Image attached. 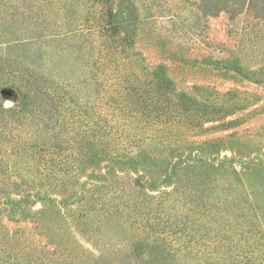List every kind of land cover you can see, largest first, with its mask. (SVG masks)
<instances>
[{
  "label": "trees",
  "instance_id": "16d2710c",
  "mask_svg": "<svg viewBox=\"0 0 264 264\" xmlns=\"http://www.w3.org/2000/svg\"><path fill=\"white\" fill-rule=\"evenodd\" d=\"M201 2L212 16L249 9L264 16V0ZM113 17L109 10L103 33L94 34L114 40ZM14 38L0 34V62ZM125 55L114 44L100 46L110 74L96 110L66 108L74 100L37 77L36 94L0 111V264H128L137 250L151 254L143 234L155 223L179 228L190 219L211 227L218 244L229 234L238 240L239 256L226 264H264V162L233 169L235 178L226 165L225 181V161L193 158L200 146L184 133L196 126H154L179 115L172 84L162 71L140 78Z\"/></svg>",
  "mask_w": 264,
  "mask_h": 264
},
{
  "label": "rangeland",
  "instance_id": "374dc122",
  "mask_svg": "<svg viewBox=\"0 0 264 264\" xmlns=\"http://www.w3.org/2000/svg\"><path fill=\"white\" fill-rule=\"evenodd\" d=\"M201 5V0H110L109 5L102 0H0V34L17 40L4 44L0 111L13 109L24 94H36L37 77L48 78L56 93L74 100L66 108L96 110L110 74L99 49L114 44L124 48L140 78L162 71L172 84L179 115L162 117L154 126H196L184 133L185 142L200 146L193 158L225 161L224 180L226 165L232 167L227 176L235 178L233 169L244 173L245 167L264 162V16L250 9L212 16ZM109 10L119 27L114 40L100 37ZM155 116L153 111L150 117ZM220 190L226 194V187ZM215 212L226 223V211L217 207ZM187 223L180 229L155 223L143 234V247L151 254L137 250L128 264H226L239 256L232 234L218 244L211 227L192 219ZM134 237L138 248L142 238Z\"/></svg>",
  "mask_w": 264,
  "mask_h": 264
}]
</instances>
